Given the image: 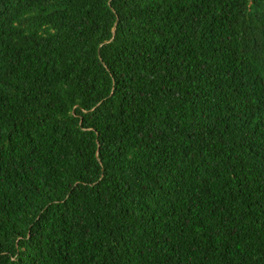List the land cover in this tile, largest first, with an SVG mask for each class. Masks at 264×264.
<instances>
[{
    "label": "trees",
    "instance_id": "1",
    "mask_svg": "<svg viewBox=\"0 0 264 264\" xmlns=\"http://www.w3.org/2000/svg\"><path fill=\"white\" fill-rule=\"evenodd\" d=\"M0 264H264V0H0Z\"/></svg>",
    "mask_w": 264,
    "mask_h": 264
}]
</instances>
